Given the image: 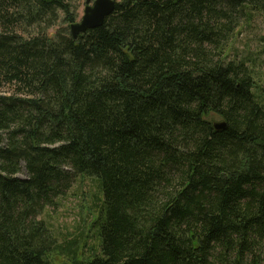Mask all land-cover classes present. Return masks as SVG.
Returning <instances> with one entry per match:
<instances>
[{
  "label": "trees",
  "instance_id": "trees-1",
  "mask_svg": "<svg viewBox=\"0 0 264 264\" xmlns=\"http://www.w3.org/2000/svg\"><path fill=\"white\" fill-rule=\"evenodd\" d=\"M77 5L0 0V264H264V90L227 53L264 0H116L73 37ZM77 176L87 251L37 218Z\"/></svg>",
  "mask_w": 264,
  "mask_h": 264
},
{
  "label": "rangeland",
  "instance_id": "rangeland-1",
  "mask_svg": "<svg viewBox=\"0 0 264 264\" xmlns=\"http://www.w3.org/2000/svg\"><path fill=\"white\" fill-rule=\"evenodd\" d=\"M78 20L83 14L85 0H76ZM264 20L256 19L250 26L236 29L227 51L229 57H251L255 59V72L260 91L264 90ZM262 93V92H261ZM218 117L213 122L219 121ZM22 176L25 172L22 171ZM100 192L96 180L88 176H77L71 187L56 199L55 205L46 207L37 216L44 219L60 240L76 239L80 251H87L94 240L91 220L100 203Z\"/></svg>",
  "mask_w": 264,
  "mask_h": 264
},
{
  "label": "water",
  "instance_id": "water-1",
  "mask_svg": "<svg viewBox=\"0 0 264 264\" xmlns=\"http://www.w3.org/2000/svg\"><path fill=\"white\" fill-rule=\"evenodd\" d=\"M116 0H85L83 14L79 20L70 24L69 29L73 37L88 29L98 27L103 24L104 19L112 13ZM215 129L225 128V122H213Z\"/></svg>",
  "mask_w": 264,
  "mask_h": 264
}]
</instances>
